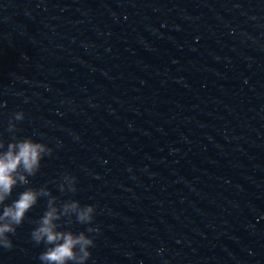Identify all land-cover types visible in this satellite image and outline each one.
Returning <instances> with one entry per match:
<instances>
[{
  "label": "water",
  "instance_id": "1",
  "mask_svg": "<svg viewBox=\"0 0 264 264\" xmlns=\"http://www.w3.org/2000/svg\"><path fill=\"white\" fill-rule=\"evenodd\" d=\"M16 112L28 186L96 210L87 264H264V0H0L6 144ZM45 208L0 264H40Z\"/></svg>",
  "mask_w": 264,
  "mask_h": 264
},
{
  "label": "clouds",
  "instance_id": "2",
  "mask_svg": "<svg viewBox=\"0 0 264 264\" xmlns=\"http://www.w3.org/2000/svg\"><path fill=\"white\" fill-rule=\"evenodd\" d=\"M24 120L23 112H16L8 121L7 131L12 135L5 143L0 138V249L13 248L10 236L26 219V214L46 198L43 214L33 223L30 233L34 245H44L38 256L40 264H87L91 258L89 249L95 247V237L99 233L94 223L95 208L81 205L79 201H60L53 196L47 185L39 188L29 187V177H35L41 161L52 155V150L44 143L34 142L31 138H17L16 124ZM60 193L75 194L76 178L67 173L58 181H53ZM24 188L18 198L6 203L14 188ZM73 224L87 226L84 231L74 232Z\"/></svg>",
  "mask_w": 264,
  "mask_h": 264
}]
</instances>
